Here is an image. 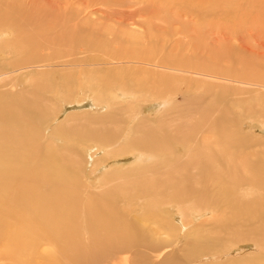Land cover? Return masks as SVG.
Returning <instances> with one entry per match:
<instances>
[{
  "label": "rangeland",
  "instance_id": "rangeland-1",
  "mask_svg": "<svg viewBox=\"0 0 264 264\" xmlns=\"http://www.w3.org/2000/svg\"><path fill=\"white\" fill-rule=\"evenodd\" d=\"M4 2L1 11L16 7L18 23L31 24L22 40L26 47L34 45L21 48L8 63L48 59L24 71L18 82L24 84L31 74L43 80L41 121L49 127L47 143L65 151L79 178L77 207L104 191L101 203L127 202L122 206L134 211L132 217L148 214L157 246L154 264H247L264 258L255 239L261 222L237 215L218 198L221 187H241L235 197L244 200L250 186L246 198L256 201L263 186L250 184L247 173L240 174L244 181L200 175L204 169L198 164L204 150L218 155L213 141L219 145V120L229 134L264 143V0ZM53 136L60 141L53 142ZM147 141L156 143V152L140 148ZM164 149L169 173L147 172L157 168L158 159L165 164ZM257 153L250 147L241 158L254 161ZM177 166L190 170L180 173ZM107 170L114 174L105 175ZM208 185L203 195L199 190ZM142 192L146 196H137ZM218 220L230 225V233L212 229ZM75 221L85 239L80 215ZM195 231L216 241L206 240L209 246L186 262ZM149 253L142 247L117 260L130 256L151 264Z\"/></svg>",
  "mask_w": 264,
  "mask_h": 264
},
{
  "label": "bare ground",
  "instance_id": "bare-ground-1",
  "mask_svg": "<svg viewBox=\"0 0 264 264\" xmlns=\"http://www.w3.org/2000/svg\"><path fill=\"white\" fill-rule=\"evenodd\" d=\"M5 3L0 4L2 5L0 8ZM13 9L12 11H15L18 8ZM12 11L0 10V264H139L133 262L130 256L122 261L117 259L126 254L137 255L142 247H147L153 260L151 264H154L157 246L152 240L154 234L148 214H142L143 219L132 217L134 211L130 212L131 209L129 211L128 207L122 206L127 202H120L117 205L110 199L107 205L101 203L100 196L104 191L92 197L94 200L88 195L89 198L80 201L77 207L78 193L74 191L76 188L74 186H81L79 178L68 167L65 151L51 141L47 143L49 138L46 137V131L49 127L41 121L45 115L40 109L42 103L40 99L43 97L40 98L38 93L43 90L40 85V81L43 80L31 74L24 80V84L21 83L24 89L18 90L22 87L18 82L19 75L29 68H34L42 60L48 59L27 57L26 61L21 63L24 66L8 63L14 53L20 52L21 48L34 46L26 47L22 40L26 37H23L25 27L31 24L28 21H24L25 26L18 23L20 16ZM14 33L16 37L11 39ZM6 65L11 68L4 69ZM9 70L13 72H8ZM218 123L220 124L217 125L215 122L219 145L217 140L213 141L216 142L215 147L219 146L216 148L218 155L211 153L212 151L206 154L203 153L205 150L202 151L203 163L198 164L199 171L204 169V172L200 175L211 177L213 174L219 180L226 177L230 178V181H234V176H237L244 181L240 174L247 173L250 184L260 183V189L261 186L264 189V143L248 141L241 135L233 136L227 132L224 120H219ZM209 135L210 133L207 137ZM51 140L60 141L56 136ZM139 146L145 151H157L154 141H147ZM250 147L258 152L253 155L257 158L254 161L241 158L243 151ZM190 154L192 155V151ZM167 157L164 149L162 160L165 164H160L158 159L153 164L157 168L147 172L169 173ZM181 161L182 159L177 162ZM176 170L181 173L187 172L190 168L177 166ZM108 171H105V175L114 174L110 172L109 175ZM208 186L199 191L203 195L209 193L212 185ZM247 188L248 192L242 195L244 200H237L242 191L241 187H221L218 198L223 199L222 201L229 204V207L232 206V211L237 215L247 217L248 221L256 219L261 222L255 239L261 246L258 249L263 248L264 251V195L256 201L247 199L246 197H251L253 190L250 186ZM142 194L145 195L142 192L137 196ZM76 211L87 233L85 239L76 229L75 220L79 217ZM218 223L221 229L215 230ZM212 229L219 234L230 233L231 227L218 220ZM202 233L207 235L203 231L193 232L195 246L186 254V262L192 261L194 253L209 246L210 242L207 243L206 240L216 241V238L201 236ZM43 248L49 249L46 255L42 253ZM247 264H264V258Z\"/></svg>",
  "mask_w": 264,
  "mask_h": 264
}]
</instances>
